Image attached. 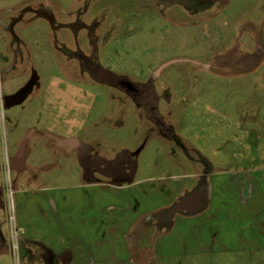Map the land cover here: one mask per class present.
Listing matches in <instances>:
<instances>
[{
    "label": "rangeland",
    "instance_id": "1",
    "mask_svg": "<svg viewBox=\"0 0 264 264\" xmlns=\"http://www.w3.org/2000/svg\"><path fill=\"white\" fill-rule=\"evenodd\" d=\"M262 194L264 0H0V264H264Z\"/></svg>",
    "mask_w": 264,
    "mask_h": 264
},
{
    "label": "crops",
    "instance_id": "2",
    "mask_svg": "<svg viewBox=\"0 0 264 264\" xmlns=\"http://www.w3.org/2000/svg\"><path fill=\"white\" fill-rule=\"evenodd\" d=\"M200 191L198 190L197 193L191 192L187 193L185 196H183L180 200L181 204V212L183 213H195L197 211L205 209L208 205V196L205 194L204 190H202V193L200 195ZM192 197V199H191ZM195 197V198H194ZM252 214L254 215V220L256 219L255 225H259L260 229H258V233L256 236L250 235L247 236L245 244H247V247L251 249L252 253H258L262 252L264 253V230H261V227L264 226V195L262 194L261 199H257L256 201H252ZM47 250L51 254L57 253L61 256L66 255V261L62 262V259L56 258V260H52L53 264L63 263V264H72V260L74 258V252L70 247H63L58 248V250L52 248V247H46ZM58 255V256H59ZM47 264L48 261H44Z\"/></svg>",
    "mask_w": 264,
    "mask_h": 264
},
{
    "label": "trees",
    "instance_id": "3",
    "mask_svg": "<svg viewBox=\"0 0 264 264\" xmlns=\"http://www.w3.org/2000/svg\"><path fill=\"white\" fill-rule=\"evenodd\" d=\"M122 154L125 155L128 159L133 161V168H132V171H130L129 176H127L125 178L122 177L121 179L114 180L113 176H111V173L107 172L106 169L107 168L113 169L110 166H111V164L115 163V159L114 160H107L104 158L103 159L100 158V160H96V162L91 164L90 166L87 164H83L81 162L84 177L90 179L92 174L98 173V174H101L102 176H104L105 178H107L109 182L114 183V184L129 183L130 181H132V176H133V173L135 170V156H134V153H131L127 150H122L121 152H119L118 156H121ZM118 156H117V158H118ZM116 164H118V165L115 167L121 168L124 172H126V170H128V165L126 162H122V163H120V165H119V162H117ZM103 169H105V170H103Z\"/></svg>",
    "mask_w": 264,
    "mask_h": 264
},
{
    "label": "built area",
    "instance_id": "4",
    "mask_svg": "<svg viewBox=\"0 0 264 264\" xmlns=\"http://www.w3.org/2000/svg\"><path fill=\"white\" fill-rule=\"evenodd\" d=\"M8 204H9V209H10L8 219L10 221V225H12L11 232L13 233V235L16 236V234L19 233L21 229H19V227L16 225V220H15V215H14L13 199H12L11 195L9 196Z\"/></svg>",
    "mask_w": 264,
    "mask_h": 264
},
{
    "label": "flooded vegetation",
    "instance_id": "5",
    "mask_svg": "<svg viewBox=\"0 0 264 264\" xmlns=\"http://www.w3.org/2000/svg\"><path fill=\"white\" fill-rule=\"evenodd\" d=\"M102 158L103 159V157H100V156H94V161H96V158ZM89 159H91V158H89ZM105 159V158H104ZM99 160V159H98ZM94 162H93V160H91V161H89V166L91 165V164H93ZM192 192H194V191H192Z\"/></svg>",
    "mask_w": 264,
    "mask_h": 264
}]
</instances>
